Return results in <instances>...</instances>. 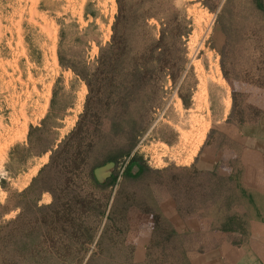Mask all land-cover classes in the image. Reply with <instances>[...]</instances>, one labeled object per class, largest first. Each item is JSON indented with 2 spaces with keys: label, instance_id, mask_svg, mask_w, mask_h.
<instances>
[{
  "label": "rangeland",
  "instance_id": "1",
  "mask_svg": "<svg viewBox=\"0 0 264 264\" xmlns=\"http://www.w3.org/2000/svg\"><path fill=\"white\" fill-rule=\"evenodd\" d=\"M0 264H264V0H0Z\"/></svg>",
  "mask_w": 264,
  "mask_h": 264
},
{
  "label": "trees",
  "instance_id": "2",
  "mask_svg": "<svg viewBox=\"0 0 264 264\" xmlns=\"http://www.w3.org/2000/svg\"><path fill=\"white\" fill-rule=\"evenodd\" d=\"M116 27H117V22H116V25L114 27V34H113V37H112L111 45L109 47H107L108 49L103 50L100 53V56H99L98 62H97L98 63L97 70H99L100 68H103L107 64V62L111 60V59H107L108 55L115 54V57H116L117 56L116 53H117L118 57L120 56L121 52H117L119 49L115 50V48H113L115 45H117L116 41L121 39V38H117V33L118 32H117ZM117 61H118V59L116 57L115 60H114V63H117ZM76 75L79 76L80 78H82L87 83V86L89 88V92H91L90 84L87 81V76L83 75V74H80V73H76ZM88 101H89V97L85 101L86 104H85V107H84V111L79 116V120L77 121L76 126L74 127L72 132L68 136H66V138L61 142V144L59 145V148L57 149V151L54 152L53 154H51L50 161H51V159L53 157L52 155L57 154V153H63V151L68 150V149H66L67 147L70 148V149L74 148V147L78 149V148H81L82 146L84 148H91L92 147V143L95 141V138L98 140V138L96 136L97 135L96 134V129L93 126V123L89 122L86 119V117L88 115V112L91 109L90 106H89V102ZM110 126L112 128H116L117 124L114 121H112L110 123ZM112 159L113 158L110 155H107V157L104 159V161L101 164V166L106 164V163H108V162H111ZM133 166H136V168H137L136 175L140 174L141 171H142V168H141V166L136 164V160L135 159H131L130 165H129L127 171L130 172V168L133 167ZM125 168H126V166H125ZM125 168H124V170H125ZM124 170H123V172H124Z\"/></svg>",
  "mask_w": 264,
  "mask_h": 264
},
{
  "label": "bare ground",
  "instance_id": "3",
  "mask_svg": "<svg viewBox=\"0 0 264 264\" xmlns=\"http://www.w3.org/2000/svg\"><path fill=\"white\" fill-rule=\"evenodd\" d=\"M105 1H106V0H105ZM111 2H112V1H111ZM112 3H113V2H112ZM106 4H107V3H106ZM104 5H105V4H104ZM52 30H53V29H52ZM42 32H43V31H42ZM50 33H51V32H50ZM52 35H53V34H52ZM48 36H49V33H48ZM48 38H49V37H48ZM53 44H54V43H53ZM46 48H47V47H46ZM46 48H45V49H46ZM54 49H55V48H52V49L49 50V53H50L49 56H50V59H52V62H51V63H53V62L56 63V62H57V61H56V55H55V53H54V52H55ZM45 57H46V56H45ZM45 62H46V61H45ZM47 62H48V60H47ZM47 62H46V63H47ZM46 63H45V64H46ZM56 65H57V64H56ZM51 67H53V66L51 65ZM44 68H45V67H44ZM55 68H56V66H55ZM49 69H50V68H49ZM45 70H46V69H45ZM47 70H48V69H47ZM50 71H51V69H50ZM50 71H49V72H50ZM52 71H53V70H52ZM45 74H46V73H45ZM51 74H53V73H51ZM1 80H2V79H1ZM220 80H221V79H220ZM31 82H32V81H31ZM80 92H81V91H80ZM84 93H85V92H84ZM44 95H45V94H44ZM198 95H199V94H198ZM30 96H32V95H30ZM80 97H82V96H80ZM200 98H201V97H200ZM82 99H83V98H82ZM78 100H79V99H78ZM80 100H81V99H80ZM12 101H13V100H12ZM22 101H23V100H22ZM77 102H78V101H77ZM79 103H80V102H79ZM15 104H16V103H15ZM41 105H42V104H41ZM80 106H81V105H80ZM78 107H79V106H78ZM30 108H31V107H30ZM40 108H41V107H40ZM34 109H35V108H34ZM39 111H41V110H39ZM41 112H42V111H41ZM35 114H36V113H35ZM21 122H22V121H21ZM197 122H198V121H197ZM33 123H34V122H33ZM25 124H26V123H25ZM202 124H203V123H202ZM196 125H198V124L196 123ZM16 126H18V125H16ZM20 126H21V125H20ZM198 126H199V125H198ZM198 126H197V127H198ZM21 127H22V126H21ZM24 127H25V125H24ZM15 128H17V127H15ZM18 128H19V127H18ZM23 129H24V128H23ZM197 131H198V130H197ZM200 131H201V128H200ZM17 132H18V131H16V133H17ZM20 132H21V131H20ZM20 132H19V133H20ZM22 132H24V131H22ZM22 132H21V133H22ZM16 133H15V134H16ZM21 133H20V135H21ZM24 134H25V133H24ZM18 135H19V134H18ZM14 138H15V137H14ZM17 138H18V137H17ZM196 138H197V137H196ZM19 139H20V138H19ZM21 139H22V138H21ZM195 151H196V150H195ZM35 172H36V171H35Z\"/></svg>",
  "mask_w": 264,
  "mask_h": 264
},
{
  "label": "crops",
  "instance_id": "4",
  "mask_svg": "<svg viewBox=\"0 0 264 264\" xmlns=\"http://www.w3.org/2000/svg\"><path fill=\"white\" fill-rule=\"evenodd\" d=\"M103 174H104L103 172H102V173H100V176H103ZM98 176H99V174H98Z\"/></svg>",
  "mask_w": 264,
  "mask_h": 264
}]
</instances>
